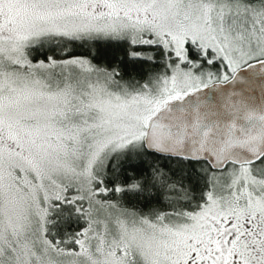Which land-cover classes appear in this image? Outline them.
Returning a JSON list of instances; mask_svg holds the SVG:
<instances>
[{"label": "snow or ice", "instance_id": "obj_1", "mask_svg": "<svg viewBox=\"0 0 264 264\" xmlns=\"http://www.w3.org/2000/svg\"><path fill=\"white\" fill-rule=\"evenodd\" d=\"M0 264H264V0H0Z\"/></svg>", "mask_w": 264, "mask_h": 264}]
</instances>
